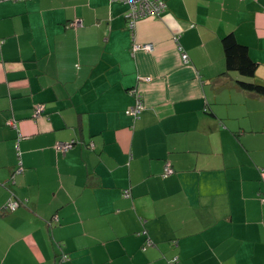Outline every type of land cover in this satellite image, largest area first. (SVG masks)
<instances>
[{
	"label": "crops",
	"instance_id": "obj_1",
	"mask_svg": "<svg viewBox=\"0 0 264 264\" xmlns=\"http://www.w3.org/2000/svg\"><path fill=\"white\" fill-rule=\"evenodd\" d=\"M165 1L0 0V264H264V0Z\"/></svg>",
	"mask_w": 264,
	"mask_h": 264
},
{
	"label": "trees",
	"instance_id": "obj_2",
	"mask_svg": "<svg viewBox=\"0 0 264 264\" xmlns=\"http://www.w3.org/2000/svg\"><path fill=\"white\" fill-rule=\"evenodd\" d=\"M222 44L225 53L227 70H235L242 75V78L237 79V84L239 87L247 91L255 92L259 95H264V83L257 82L252 79V77H254L256 74L258 64L251 57L247 45L240 42L234 33L225 35L222 38ZM171 167L174 171V167L172 165ZM164 174L167 175L165 170ZM126 193L127 195H130L128 189L126 190ZM261 200L264 203V195L262 196ZM145 243L152 244L153 242L151 239L147 238ZM59 259L62 260L61 256Z\"/></svg>",
	"mask_w": 264,
	"mask_h": 264
},
{
	"label": "built area",
	"instance_id": "obj_3",
	"mask_svg": "<svg viewBox=\"0 0 264 264\" xmlns=\"http://www.w3.org/2000/svg\"><path fill=\"white\" fill-rule=\"evenodd\" d=\"M120 1L127 3L129 5V9L127 11V19L130 27H133L135 23L141 18L159 17L167 7L165 0H120ZM148 45L149 44H146L145 46ZM184 57H186V54L184 55ZM143 106L144 105L141 96H138L137 102L134 105L128 107L126 109V113L131 114L134 117H138ZM43 109H44L43 104H38L36 113L38 115L41 114ZM71 146H72V142H58L56 144L57 149L61 150L62 152L67 151ZM21 170L22 168L19 167L18 171ZM171 172H173V168L171 167V165L170 164L166 165L165 173L169 174ZM19 204L20 202L18 200H9L5 205V209L8 211L15 210L19 206ZM61 259L62 260L68 259V254L63 253L61 255Z\"/></svg>",
	"mask_w": 264,
	"mask_h": 264
}]
</instances>
